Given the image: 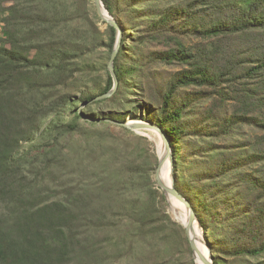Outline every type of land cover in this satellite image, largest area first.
Segmentation results:
<instances>
[{"label":"trees","instance_id":"16d2710c","mask_svg":"<svg viewBox=\"0 0 264 264\" xmlns=\"http://www.w3.org/2000/svg\"><path fill=\"white\" fill-rule=\"evenodd\" d=\"M102 3L118 88L91 103L113 88L117 30L89 0H0V264H115L179 228L157 156L131 161L109 130L130 115L168 138L213 264H264V0Z\"/></svg>","mask_w":264,"mask_h":264},{"label":"rangeland","instance_id":"374dc122","mask_svg":"<svg viewBox=\"0 0 264 264\" xmlns=\"http://www.w3.org/2000/svg\"><path fill=\"white\" fill-rule=\"evenodd\" d=\"M90 9L95 12L96 8L91 0ZM98 29L104 32L106 29V24L99 18L97 22ZM122 39V35H121ZM105 61V50L100 49L97 53L93 54L89 58L83 60L82 63L88 65L103 64ZM108 62H106L107 64ZM87 82H101L104 78V72L99 71L93 75H86ZM142 105V104H141ZM138 120V119H137ZM112 124V123H111ZM112 134L118 137L126 139L128 147V158L137 164H146L152 159L153 154L158 158V142L162 141L153 132L149 131H138L133 132L127 130L126 128L112 124L109 127ZM156 171V170H155ZM152 175V180L155 183L154 188L158 189L156 186V181L154 179V174ZM162 193V191L160 190ZM163 194V193H162ZM164 195V194H163ZM159 201V209L162 213L166 214L170 221L181 227L182 232L179 228L171 225L168 221L164 220L160 223L163 226V232L160 234L159 238L156 240L146 241V246L143 249L138 250L133 256L127 257L125 259H120L115 264H196L190 245H186L184 238L187 239L185 231L181 224L176 222L170 212H168L169 201L164 196V203ZM179 221V220H178ZM180 222V221H179ZM181 223V222H180ZM203 232V231H202ZM188 241V239H187ZM189 243V242H188Z\"/></svg>","mask_w":264,"mask_h":264},{"label":"water","instance_id":"95a60500","mask_svg":"<svg viewBox=\"0 0 264 264\" xmlns=\"http://www.w3.org/2000/svg\"><path fill=\"white\" fill-rule=\"evenodd\" d=\"M96 8V12L98 17L106 24V26H112L117 30V40L111 55V59L108 62V71L112 77L113 80V88L106 94L99 96L97 98H95L94 100L91 101V103L93 102H97V101H102L105 99L110 98L117 90L118 88V80L117 77L115 75L114 72V66H113V62H114V58L116 56V54L119 51L120 48V44H121V30L118 27L117 23L115 22V20L112 18V16L108 13V11L105 9L102 0H91ZM82 107L79 109V114L80 116H82L83 120L88 121V122H98V120H91V119H87L85 118L82 113H81ZM143 113L140 115L142 118L143 117ZM112 124H116L119 126H122L124 128H126L127 130L133 131V132H138V131H149V132H153L155 133L160 140L162 141V145H163V154L159 155L158 154V166L157 169L155 171L154 174V179L156 181V186L159 190L162 191V193L164 194L165 198L167 200H174L175 202L179 203L180 205H182L187 213V221L185 224L180 223L178 220L180 218V214L176 213L174 211V209L171 207V205H169L168 208V212L171 213L172 218L178 222L179 224L182 225L186 237L188 239L190 248L192 250L193 253V257L196 263V255H198V246L197 243H200V245H203L208 253V258H206V260L203 261V264H213V259H212V254L211 251L209 249V247L206 244V241L203 237V232L200 226V223L197 220L196 214L192 208V206L190 205V203L188 202V200L183 197L178 190L175 187V179L173 176L174 173V156L172 154V150H171V146H170V142L168 140V138L166 137V135L163 133V131L158 127V125L152 121H145L142 119H138L137 120V116H132L130 115L127 119V121L125 123H118V122H114V121H109ZM166 160H170L171 163V185H166L162 179L160 178V167L162 165V163ZM197 229V232H196ZM197 264V263H196Z\"/></svg>","mask_w":264,"mask_h":264},{"label":"bare ground","instance_id":"6f19581e","mask_svg":"<svg viewBox=\"0 0 264 264\" xmlns=\"http://www.w3.org/2000/svg\"><path fill=\"white\" fill-rule=\"evenodd\" d=\"M158 154H163V145H161L160 142H158ZM160 178L166 185H171V163L170 160H166L162 163L160 167ZM169 205L174 209L176 213H179L181 216L179 218V221L183 224L187 221V213L182 205L175 202L174 200H168ZM197 232V229H196ZM198 246V255H196V262L197 264H203V261L208 258V253L206 248L203 245H200V243H197Z\"/></svg>","mask_w":264,"mask_h":264}]
</instances>
